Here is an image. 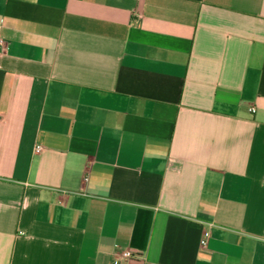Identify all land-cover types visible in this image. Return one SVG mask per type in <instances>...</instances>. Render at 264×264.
<instances>
[{
	"label": "crops",
	"instance_id": "0c3cea01",
	"mask_svg": "<svg viewBox=\"0 0 264 264\" xmlns=\"http://www.w3.org/2000/svg\"><path fill=\"white\" fill-rule=\"evenodd\" d=\"M0 36V264H264V0H0Z\"/></svg>",
	"mask_w": 264,
	"mask_h": 264
},
{
	"label": "built area",
	"instance_id": "2783aa9c",
	"mask_svg": "<svg viewBox=\"0 0 264 264\" xmlns=\"http://www.w3.org/2000/svg\"><path fill=\"white\" fill-rule=\"evenodd\" d=\"M7 47V43L5 41V39L0 36V52H5ZM251 112L254 113L255 109L252 108ZM42 148L40 146H38L36 148V152L39 153L41 152ZM201 248L208 254H212V250H210L208 248V238H203L201 240ZM142 256V250L136 249V250H132V249H125L122 250L120 253L116 254V258L112 261L111 264H121V262L123 260H132L135 258H139Z\"/></svg>",
	"mask_w": 264,
	"mask_h": 264
}]
</instances>
